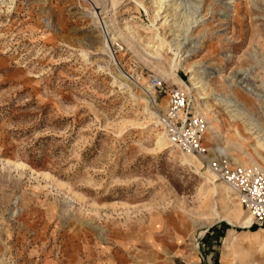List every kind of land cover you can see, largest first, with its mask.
Here are the masks:
<instances>
[{
	"label": "rangeland",
	"instance_id": "374dc122",
	"mask_svg": "<svg viewBox=\"0 0 264 264\" xmlns=\"http://www.w3.org/2000/svg\"><path fill=\"white\" fill-rule=\"evenodd\" d=\"M138 1L0 0V264H264V251L246 239L264 225L243 229L209 191L204 170L183 165L171 144L156 147L164 131L155 122L169 91L181 88L165 76L172 54L145 58L114 29L128 23L141 39L150 36L151 18ZM184 6L204 19L192 34L202 44L190 62L219 70L208 79L212 88L264 117V101L237 82L248 74L264 95V0ZM175 71L191 88L187 70ZM152 78L160 90L151 89ZM205 102L222 121L220 138L206 131V161L255 167L226 133L231 126L244 134L240 123ZM229 230L241 233L235 251L224 244Z\"/></svg>",
	"mask_w": 264,
	"mask_h": 264
},
{
	"label": "bare ground",
	"instance_id": "6f19581e",
	"mask_svg": "<svg viewBox=\"0 0 264 264\" xmlns=\"http://www.w3.org/2000/svg\"><path fill=\"white\" fill-rule=\"evenodd\" d=\"M145 1L146 0H139L136 2V4L141 9H143L147 16L151 18L150 21L153 28L149 29V32H151L150 36H146L145 39H141V36L137 33V30L133 29V27H131L128 23H123L121 28L114 26V29H118L122 36L130 41V44H135L138 49H140L139 54L145 58H150L154 61H160L164 60L167 54H172L173 57H168V60H170L168 62L169 70L166 71L165 76L172 80L173 86H179L182 89V85L184 84L178 79L175 70L176 67L187 70L188 74L190 75L189 82L191 83V88H188L185 85L184 86L187 93L196 101L195 106L197 113L209 121L206 122V131L213 130L217 137H221V132L217 129V127H221L220 124L222 121L216 115L211 105L208 102H205L206 100H213L215 105L223 108L230 120L229 123L238 122L242 126L245 132L244 134L241 133L237 127L233 128L231 126L228 127L226 133L230 135L237 144L243 145L245 147V151L247 152L246 155L251 158L255 167H244L240 161H236V159H228L230 163L233 161L235 166L231 163L232 166L241 168L253 167L264 174V122H261L264 121V117L260 118L254 114L253 117L246 105H244L242 102H239L238 99L230 95H224L222 93L220 94L216 92L214 88H212L208 82V79L211 76H216L217 73H219V70L217 73L210 72L208 71L209 67H206L198 62H190L192 56L201 50L202 44L201 41L197 39L198 36L192 37L195 29L203 25V17L198 18L199 16H197L198 9L196 11L186 13L184 5L187 4L188 0H151V6H148V3H145ZM228 4H233V2ZM152 7L153 9H151ZM159 23L161 27H169V30H171L172 35L174 36L171 42H167L165 37L161 35L160 32H158L160 29L156 26H158ZM241 75L242 78L237 82L242 88H247L245 92L256 100L264 101L263 93L256 92V90L259 89L251 84V81L248 78L249 75L247 74L248 77L246 74ZM150 86L151 89H153L151 83ZM146 102L150 106L154 103V97L152 94H149V98L146 99ZM164 103H166V101L161 104V108H164ZM145 112L148 113L151 118H157V114L155 111H153V109L145 108ZM261 112L264 113V108L261 109ZM158 122H160L159 119L155 123ZM211 123L214 125L208 127V124ZM246 135L251 136L253 142H250ZM208 141L210 144L213 143L211 137H208ZM170 144V139L166 133H157L156 147L158 149H169L171 148ZM214 151L224 153L225 148H222L218 145ZM181 156V163L183 165H186L189 168L194 167L197 171L204 170L202 176L206 180L207 184L211 185L209 191L213 196L219 198V202L222 206V209H224V212L235 219H239L241 227L243 229H248L252 225V215L246 213L240 202L239 204L234 205L232 198L237 199V197L234 195L231 188L225 183L221 182L212 170L210 171V168L205 165L203 159L193 155L192 153L184 151H182ZM204 165L206 167H204ZM206 168H209V170ZM237 201L239 200L237 199ZM217 216L222 219V221L227 220L226 215L224 216L217 214ZM237 234L239 235L241 233L235 230L228 231L227 236L224 239V244L228 251H235ZM246 239L250 248L257 247L260 252L264 251V228H260L256 231H248V236Z\"/></svg>",
	"mask_w": 264,
	"mask_h": 264
},
{
	"label": "built area",
	"instance_id": "2783aa9c",
	"mask_svg": "<svg viewBox=\"0 0 264 264\" xmlns=\"http://www.w3.org/2000/svg\"><path fill=\"white\" fill-rule=\"evenodd\" d=\"M151 85L154 90L161 88L158 78H152ZM168 97V105L160 118V124L171 145L206 161V121L195 114L192 101L182 90L171 89ZM206 164L221 182L231 188L246 213L252 215V225L263 226L264 174L253 167H233L227 158H215L210 162L206 161Z\"/></svg>",
	"mask_w": 264,
	"mask_h": 264
}]
</instances>
